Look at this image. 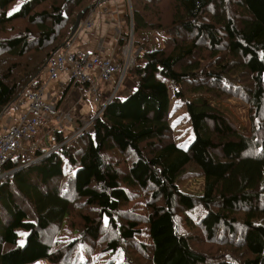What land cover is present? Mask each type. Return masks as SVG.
<instances>
[{
	"label": "trees",
	"instance_id": "obj_1",
	"mask_svg": "<svg viewBox=\"0 0 264 264\" xmlns=\"http://www.w3.org/2000/svg\"><path fill=\"white\" fill-rule=\"evenodd\" d=\"M14 1L0 0V118L42 87L91 0H24L9 13ZM162 1L133 0L135 33L165 31ZM170 1L177 41L135 55L136 88L106 106L92 134L64 144L72 133L55 130L60 148L0 167V264H264V0ZM171 93L242 98L252 133L220 131L211 112L188 108L195 138L183 149ZM196 177L203 193L184 191ZM66 222L76 235L58 242ZM214 240L228 248L211 254Z\"/></svg>",
	"mask_w": 264,
	"mask_h": 264
},
{
	"label": "rangeland",
	"instance_id": "obj_2",
	"mask_svg": "<svg viewBox=\"0 0 264 264\" xmlns=\"http://www.w3.org/2000/svg\"><path fill=\"white\" fill-rule=\"evenodd\" d=\"M24 0H15L8 9L9 13L16 12L22 5ZM116 2L121 3L119 5V10L121 8L122 11H125V23L120 25L118 33H117V40L125 38L130 40L133 38L134 41V50L133 53L136 55L137 53H142L141 50L144 47L150 49H163L167 46L173 45L174 42L177 41L176 38V27L174 26L173 19H174V4L170 0H163L160 7V14H161V25L163 30L165 31H155V30H141L138 32H134V24L133 26L130 24V12L132 14V18L134 17V4L133 0H91L88 7L90 8L89 13L93 11H98L101 13H105L106 10L103 9V5L109 2ZM124 6V7H123ZM117 10V9H116ZM124 13V12H123ZM98 14V15H100ZM97 15V16H98ZM96 16V17H97ZM175 27V28H174ZM12 29L13 32L19 31V26L16 25L14 28H9L7 31ZM112 38L114 32L111 33ZM8 34L4 33L2 29L0 30V37H4ZM101 38V37H100ZM135 41L139 42V46L135 45ZM90 43L96 44L97 42L91 36ZM97 45V44H96ZM143 45V46H142ZM145 45V46H144ZM115 52H119V48L115 45ZM142 55V54H141ZM139 63H143V58H140ZM131 77L130 82L128 85H137L134 75L130 73L129 79ZM127 85V84H126ZM130 86H127V92H130ZM125 90V91H126ZM124 94V93H123ZM130 93H128L129 95ZM127 95V96H128ZM126 96V97H127ZM21 97V96H20ZM20 97L18 96L17 99L12 103L6 110L4 111L3 116H7V119H10L11 124L20 116L22 110L20 107ZM125 97V98H126ZM187 102H182L177 100L173 93H171V124L174 128L173 130V141L181 148L187 149L192 142L194 141V132L192 129L191 121L188 114V108L196 111H203V112H211L217 119L218 128L220 131H235L249 134L252 133V119L250 117V106L247 102H245L242 98H234V97H224L222 100L218 99H211V98H200L198 96H186ZM91 109L88 107L84 108L82 111V115H89ZM1 119V118H0ZM10 124V125H11ZM61 125L65 126L62 122ZM63 128V127H62ZM59 130V129H56ZM62 131L68 134L70 130L67 126ZM75 132V131H74ZM49 132L44 129L41 134H38L36 137L32 138L28 143L26 142L24 145V152L19 153L20 155L24 156L27 163L35 162L36 161V150L39 148H43V144L46 145L47 148L52 149V141L47 139ZM54 137V135L52 134ZM54 140V139H53ZM68 141V140H67ZM72 141H68L66 143H70ZM51 144V145H50ZM48 150V151H50ZM51 152V151H50ZM30 163V164H31ZM193 170V169H191ZM205 180L202 177L191 178L189 180H185L183 182V190L191 193V194H202L204 188ZM134 205V204H133ZM76 231H73L69 228L68 223L64 224L60 232L58 233L56 239L58 242H64L71 240L75 237ZM26 236L24 235V242ZM218 240V239H217ZM217 240L212 241V248L211 254L215 255L214 252L217 251L221 246L217 244ZM197 243H202L201 241ZM204 244V243H203ZM224 249H227V246H223ZM201 248V247H200ZM197 249H199L197 247ZM200 250V249H199ZM207 252V251H205ZM208 253V252H207ZM37 264H51L45 260L40 261Z\"/></svg>",
	"mask_w": 264,
	"mask_h": 264
},
{
	"label": "built area",
	"instance_id": "obj_3",
	"mask_svg": "<svg viewBox=\"0 0 264 264\" xmlns=\"http://www.w3.org/2000/svg\"><path fill=\"white\" fill-rule=\"evenodd\" d=\"M98 14H100L98 11L89 13L81 22L79 31L94 30L95 19ZM130 24L133 26L131 12ZM123 39L117 40L116 45L118 48L119 42ZM73 40L74 37H72V41L65 48L57 52L47 63L43 73L44 82L42 87L37 91H28L21 94L20 101L22 102L20 103V107L22 108V112L14 123L7 126L0 125V167L13 155L23 153L25 143L41 134L49 118L58 113L55 110L56 102L49 101L45 97V93L48 83L56 81L60 73L70 74L75 84L88 85V91L92 92L95 96L98 95L99 86L91 81L86 73L88 70H98L102 81L107 85H112V91L105 97L103 105L99 106L98 113L79 125L74 130L75 132L73 131L72 135L67 139L68 141L75 140L83 133L92 134L94 132L95 119L103 114L106 106L113 99L119 97L120 89L125 84L130 75V69L135 64L133 38L128 40V44L119 56H117L118 52L115 51L111 56L97 53L95 55L91 52L73 53L70 50ZM98 101L100 100L98 99ZM60 117L61 122L67 127H70L75 120L70 111L61 113ZM67 140L64 144L68 142ZM61 146L56 144L52 150H57Z\"/></svg>",
	"mask_w": 264,
	"mask_h": 264
},
{
	"label": "crops",
	"instance_id": "obj_4",
	"mask_svg": "<svg viewBox=\"0 0 264 264\" xmlns=\"http://www.w3.org/2000/svg\"><path fill=\"white\" fill-rule=\"evenodd\" d=\"M119 5L122 4L113 3L112 1L104 4L103 9L106 10V13H101L96 17L94 30H80L77 35L74 36V40L71 44L70 49L71 52H91L95 55L97 53L104 54L105 56H111L115 51L114 47L117 43V33L119 27L120 25L125 23L126 13L125 11H122L123 8L119 10ZM113 32L114 35L112 38L111 33ZM91 36L97 42V45L90 43ZM86 73L90 77L91 81L99 86L98 95L96 96L92 94V92L88 91V85L82 86L80 84H75L72 80V76L67 73H60L56 81H51L47 85L45 97L51 102H56L55 110L58 111L57 114L49 118L48 123L44 128L49 132L47 139L49 141H52V148L56 145L53 140L54 137L52 136L53 132L56 129H64V127L62 128L60 124L61 113L70 111L73 118L75 119L73 124L68 127L70 129L68 132L72 133L84 121H86L87 119H91L95 114L98 113L99 106L103 105L105 97L112 91V85H107L102 81L98 70H88ZM130 80L131 77L130 79L128 77L125 84L121 87L119 97L125 98L128 93L136 88L137 85H132V88L130 85H128ZM127 86H130V92H127ZM66 93H68L67 97L60 105V101L66 95ZM98 99L100 101H98ZM86 107H88V109H91L90 114L82 115V111ZM10 124V119H7V116L1 117L0 125L7 126ZM43 147H46V145L43 144Z\"/></svg>",
	"mask_w": 264,
	"mask_h": 264
},
{
	"label": "water",
	"instance_id": "obj_5",
	"mask_svg": "<svg viewBox=\"0 0 264 264\" xmlns=\"http://www.w3.org/2000/svg\"><path fill=\"white\" fill-rule=\"evenodd\" d=\"M89 8H85L79 15H78V18H77V21H76V25L73 29V34H72V37L75 36V34L78 32L79 28H80V25H81V22L83 21V19L85 18L86 16V13L88 12Z\"/></svg>",
	"mask_w": 264,
	"mask_h": 264
},
{
	"label": "bare ground",
	"instance_id": "obj_6",
	"mask_svg": "<svg viewBox=\"0 0 264 264\" xmlns=\"http://www.w3.org/2000/svg\"><path fill=\"white\" fill-rule=\"evenodd\" d=\"M20 100V99H19Z\"/></svg>",
	"mask_w": 264,
	"mask_h": 264
},
{
	"label": "snow or ice",
	"instance_id": "obj_7",
	"mask_svg": "<svg viewBox=\"0 0 264 264\" xmlns=\"http://www.w3.org/2000/svg\"><path fill=\"white\" fill-rule=\"evenodd\" d=\"M11 15V14H10Z\"/></svg>",
	"mask_w": 264,
	"mask_h": 264
}]
</instances>
